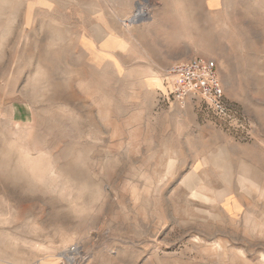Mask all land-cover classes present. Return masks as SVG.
Listing matches in <instances>:
<instances>
[{
	"label": "rangeland",
	"instance_id": "obj_1",
	"mask_svg": "<svg viewBox=\"0 0 264 264\" xmlns=\"http://www.w3.org/2000/svg\"><path fill=\"white\" fill-rule=\"evenodd\" d=\"M0 264H264V0H0Z\"/></svg>",
	"mask_w": 264,
	"mask_h": 264
},
{
	"label": "built area",
	"instance_id": "obj_2",
	"mask_svg": "<svg viewBox=\"0 0 264 264\" xmlns=\"http://www.w3.org/2000/svg\"><path fill=\"white\" fill-rule=\"evenodd\" d=\"M170 73L174 80L172 88L178 98H201L219 116L227 115L214 62L194 59L173 65Z\"/></svg>",
	"mask_w": 264,
	"mask_h": 264
},
{
	"label": "bare ground",
	"instance_id": "obj_3",
	"mask_svg": "<svg viewBox=\"0 0 264 264\" xmlns=\"http://www.w3.org/2000/svg\"><path fill=\"white\" fill-rule=\"evenodd\" d=\"M147 6L148 5H144V4L142 5L140 3L137 4L135 13L131 16L132 24L137 23L136 21H138L139 19L145 20V19L151 17L150 11L148 10ZM195 194L200 196V194H197V193H195ZM72 253L74 254V253H76V251H72L69 254H72Z\"/></svg>",
	"mask_w": 264,
	"mask_h": 264
},
{
	"label": "snow or ice",
	"instance_id": "obj_4",
	"mask_svg": "<svg viewBox=\"0 0 264 264\" xmlns=\"http://www.w3.org/2000/svg\"><path fill=\"white\" fill-rule=\"evenodd\" d=\"M193 182L194 183H198L199 182V178L198 177H193Z\"/></svg>",
	"mask_w": 264,
	"mask_h": 264
}]
</instances>
